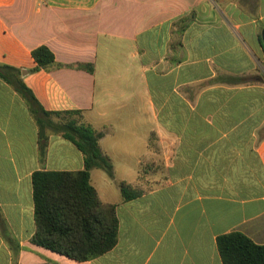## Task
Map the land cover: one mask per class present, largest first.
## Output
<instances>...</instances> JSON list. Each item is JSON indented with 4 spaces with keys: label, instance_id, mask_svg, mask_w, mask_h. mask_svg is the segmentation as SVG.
Listing matches in <instances>:
<instances>
[{
    "label": "crops",
    "instance_id": "obj_1",
    "mask_svg": "<svg viewBox=\"0 0 264 264\" xmlns=\"http://www.w3.org/2000/svg\"><path fill=\"white\" fill-rule=\"evenodd\" d=\"M263 33L264 0H0V67L104 133L115 177L91 184L120 222L87 262L33 242L34 174L82 171L84 155L51 132L42 155L34 110L0 77V264H224L221 236L264 245ZM40 46L65 67L34 72Z\"/></svg>",
    "mask_w": 264,
    "mask_h": 264
},
{
    "label": "trees",
    "instance_id": "obj_2",
    "mask_svg": "<svg viewBox=\"0 0 264 264\" xmlns=\"http://www.w3.org/2000/svg\"><path fill=\"white\" fill-rule=\"evenodd\" d=\"M261 40L264 43V33ZM32 56L37 64L34 72H52L65 67L56 62L54 53L47 46L36 48ZM76 68L88 72L94 70L93 66L84 64ZM1 70L12 74L6 77ZM0 77L16 79V89L34 110L40 128L42 155L48 146V132L72 142L84 155L85 168L82 171H40L34 174L38 232L33 242L77 262L91 261L110 252L118 244L117 206L104 204L91 184L94 169L104 171L111 179L115 177L114 165L100 147L104 133L86 124L82 111H45L22 81L20 70L0 67ZM120 189L127 201L138 197V193L125 182L120 184ZM218 248L224 264H264V245L256 244L242 233L219 237Z\"/></svg>",
    "mask_w": 264,
    "mask_h": 264
}]
</instances>
